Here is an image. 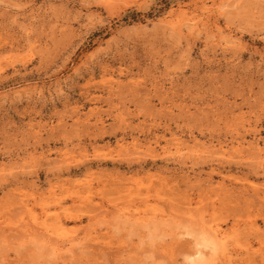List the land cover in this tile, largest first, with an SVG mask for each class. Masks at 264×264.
Instances as JSON below:
<instances>
[{
    "label": "rangeland",
    "instance_id": "obj_1",
    "mask_svg": "<svg viewBox=\"0 0 264 264\" xmlns=\"http://www.w3.org/2000/svg\"><path fill=\"white\" fill-rule=\"evenodd\" d=\"M197 249L264 264V0H0V264Z\"/></svg>",
    "mask_w": 264,
    "mask_h": 264
},
{
    "label": "bare ground",
    "instance_id": "obj_2",
    "mask_svg": "<svg viewBox=\"0 0 264 264\" xmlns=\"http://www.w3.org/2000/svg\"><path fill=\"white\" fill-rule=\"evenodd\" d=\"M105 1H109V0H105ZM249 225H250V223H249ZM251 225H253V223L251 224ZM204 226H206V225H204ZM254 227H255V224L253 225ZM207 227H209V226H207ZM210 227H212V228H209L208 229V232L207 233H209V235H208V237L206 236L207 234L206 233H204L205 231H204V227L203 226H201V232H203V235H205V238H204V240H202L203 239V236H201L202 237V242L204 243V245H201L200 247H202V246H204V247H212L213 248V250H220L221 251V253L222 254H220V255H223V257L224 258H226V260L227 261H230L231 262V260H232V258H231V253L229 252V250H228V248H227V244H228V240H227V235H226V233L223 231V230H221V228L220 227H216V228H214L213 226H210ZM256 227H258V225H256ZM202 228H203V231H202ZM206 228V227H205ZM207 229V228H206ZM199 232V231H198ZM201 234V233H200ZM208 239H207V238ZM210 237V238H209ZM196 239H198V238H196ZM198 241V240H197ZM196 241V242H197ZM200 242V241H199ZM199 242L197 243V244H199ZM201 242V243H202ZM196 244V245H197ZM230 245V244H229ZM235 245V244H234ZM72 246H73V244H72ZM59 247V246H58ZM64 247V246H63ZM62 247V248H63ZM66 247V246H65ZM64 247V248H65ZM62 248H61V252H63V250H62ZM197 248V247H196ZM206 248V249H207ZM56 249V248H55ZM60 249V248H59ZM65 249H67V247L65 248ZM200 249H202V248H200ZM204 249V248H203ZM202 249V250H203ZM198 250V249H197ZM197 250H195L194 251V253L191 255V259H190V257H189V259L191 260H188V262H192V264H198L199 262H203L202 260H203V256L205 257L206 256V254H204V253H202L201 251H197ZM212 251V250H211ZM214 251V252H215ZM58 252V251H57ZM60 252V251H59ZM66 252V253H65ZM62 255H64V254H66L67 255V253H68V256H72V255H69V252H67V251H65ZM205 252V251H204ZM70 253H72V252H70ZM59 255H61V254H59ZM61 255V256H62ZM189 255H190V253H189ZM217 255V254H216ZM187 257V256H186ZM188 257H187V259H188ZM65 258V257H64ZM66 258H67V256H66ZM206 260H207V256H206V258H205ZM64 260V259H63ZM210 261V260H209ZM209 261L207 260V261H204V263L206 264V262L207 263H209ZM210 262H212V261H210ZM234 262V261H233ZM202 264V263H201Z\"/></svg>",
    "mask_w": 264,
    "mask_h": 264
}]
</instances>
